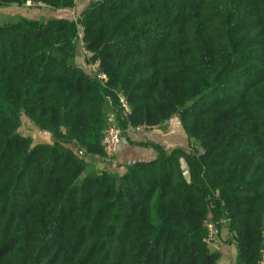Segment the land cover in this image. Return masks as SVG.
<instances>
[{
  "label": "trees",
  "instance_id": "1",
  "mask_svg": "<svg viewBox=\"0 0 264 264\" xmlns=\"http://www.w3.org/2000/svg\"><path fill=\"white\" fill-rule=\"evenodd\" d=\"M79 35L104 82L73 63ZM110 111L123 131L177 117L201 153L154 146L95 170ZM21 116L52 141L19 134ZM210 216L236 264L264 262V0H102L0 23V264H218Z\"/></svg>",
  "mask_w": 264,
  "mask_h": 264
},
{
  "label": "rangeland",
  "instance_id": "2",
  "mask_svg": "<svg viewBox=\"0 0 264 264\" xmlns=\"http://www.w3.org/2000/svg\"><path fill=\"white\" fill-rule=\"evenodd\" d=\"M100 1H102V0H80L76 10H74V11L68 10L66 12H61V11L55 12L51 9H46V8H42V7H30V6L28 7V6H26V4L24 5L23 9L27 11L29 17H31V18L35 17L36 20L41 21V22H47L50 19H61V18L74 20V19L81 17L84 14V12L87 9H89L91 4L98 3ZM10 15H11V17L16 16V14H14L12 12L10 13ZM16 18H17V16L14 17V19H10L9 21H7V23H11V22L15 21ZM4 24H6V23H4L2 21L1 25H4ZM86 60H87V54L84 52L83 45H82V42L80 40V35H79V38L75 42V55H74L73 63H75L77 65V67L81 68L86 73L92 75L93 69L91 68V66L86 65ZM108 115H109L108 126L117 127L121 131H123L119 127L117 120L115 119L116 113H114L113 111H110L108 113ZM18 132H19V134H21L24 137H30L33 140L34 145L42 144L44 142H48L44 139L45 138L44 134L42 132H40L39 130H37L24 116H21V127L19 128ZM124 132L125 131H123V133ZM136 133H139L138 135H140L144 138L145 134L147 132H146V130L143 129L142 132H136ZM125 139L130 145L133 144L131 141H129V139L126 138V135L124 134L123 138H122V142ZM179 139H180V141H179L180 145H178V147H174L172 150H169V151H166V150H164V151L167 154H170L172 151H174L176 149L177 150L181 149V150L185 151L187 154H192V153L199 154V153H201L200 147L195 142H187L184 139L182 134H181V136H179ZM136 141H138V140H136ZM134 145L140 146L141 143L136 142V143H134ZM70 148L74 149L75 153L78 152V150L75 149L73 146H70ZM123 153H124V150H123ZM156 153L158 154V151H156ZM97 160L99 161V159H97ZM98 161L94 162V164L97 166L99 165ZM102 162L108 163L107 164L108 166H103V168H107V169H111V170L113 169V171H115V172L119 171V170H116L115 159H113L112 161H107L106 159H102ZM95 165L93 166V164H92L91 166L93 169L97 170L95 168ZM182 168L184 170L185 175L187 176L186 167H185L184 163L182 164ZM212 219L213 218L210 216L209 220L207 221V226H209L208 229H209L210 235H211L210 241H209L210 249L212 251L213 250L215 251L216 248H218V246L215 245V243L218 242V243H220L221 250H226L228 252H231L232 254H236V256H237V249H236L235 242L230 237H228V228H227L225 222L221 221L217 225H215L213 223ZM216 232L218 233L217 235H215Z\"/></svg>",
  "mask_w": 264,
  "mask_h": 264
},
{
  "label": "crops",
  "instance_id": "3",
  "mask_svg": "<svg viewBox=\"0 0 264 264\" xmlns=\"http://www.w3.org/2000/svg\"><path fill=\"white\" fill-rule=\"evenodd\" d=\"M80 0L77 1L76 7L71 10L74 11L78 7V3ZM22 7L17 6H11L7 8H0V23L3 21L4 23H7L10 19H14V17L17 16L16 20L20 18H26V19H32L36 20L35 17L31 18L28 16V13L26 10ZM44 8V7H42ZM49 9V8H46ZM68 10H64L61 12H66ZM16 14V16L10 15V13ZM60 12V11H58ZM13 21V22H15ZM12 23V22H11ZM179 120L177 117L172 118L171 120L165 122L163 125L154 128V129H144L146 130L145 137L138 135L139 133H136L134 130H127L124 132L126 135V138L129 139L133 144H129L126 139L123 140L121 146L119 147L118 154L115 158L116 162V170H119L117 173H123L124 168L136 161H151L154 160L157 156L156 151L154 150V146H158L163 150L169 151L172 150L174 147H178L179 144V136L181 134L183 135L184 139L188 142L187 137L185 136L183 130L180 128ZM44 134V133H43ZM123 134V135H124ZM45 140L48 142H44L42 144L50 143L52 141V136L48 134H44ZM48 139V140H47ZM138 140V141H136ZM139 142L141 143L140 146H135L134 143ZM172 143V144H171ZM171 144V145H170ZM134 148V149H133ZM124 150V153H123ZM137 150V151H136ZM98 158H87L89 163L93 166L95 165L94 162H97ZM99 165H95V168L97 170L105 169L103 166H108L106 162H102L101 159L98 161ZM101 168V169H100ZM113 170V169H112ZM218 233L216 232L215 235ZM221 234V233H220ZM228 237H230L232 240L231 234L228 232ZM215 245L218 246L216 248V252L220 253L221 258L218 262V264H236L237 256L236 254H232L231 252H228L226 250H221L220 243L216 242ZM214 251V250H213ZM264 264V262H262Z\"/></svg>",
  "mask_w": 264,
  "mask_h": 264
},
{
  "label": "built area",
  "instance_id": "4",
  "mask_svg": "<svg viewBox=\"0 0 264 264\" xmlns=\"http://www.w3.org/2000/svg\"><path fill=\"white\" fill-rule=\"evenodd\" d=\"M26 6L30 7H39L38 5H35L31 2H27ZM93 69V73L95 74V77L101 81L104 82L106 80V77L98 71V66L93 65L91 66ZM119 103L121 107L124 109L126 113L129 112V109L127 108L125 102L123 99L119 100ZM136 132H142L143 128H137L135 129ZM123 131H121L119 128L114 127V126H108L105 134L102 139V147L104 151V157L107 161H112L113 159L116 158L118 154L119 147L122 144V138H123ZM209 226H207L208 228ZM209 230V229H208ZM210 232V231H209ZM211 235H209L210 239Z\"/></svg>",
  "mask_w": 264,
  "mask_h": 264
},
{
  "label": "water",
  "instance_id": "5",
  "mask_svg": "<svg viewBox=\"0 0 264 264\" xmlns=\"http://www.w3.org/2000/svg\"><path fill=\"white\" fill-rule=\"evenodd\" d=\"M262 252H264V245H262V248H261Z\"/></svg>",
  "mask_w": 264,
  "mask_h": 264
}]
</instances>
